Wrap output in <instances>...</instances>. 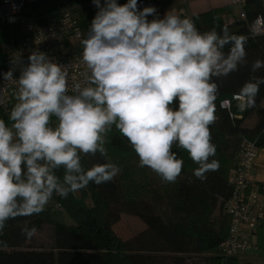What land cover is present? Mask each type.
Here are the masks:
<instances>
[{"label":"clouds","instance_id":"1","mask_svg":"<svg viewBox=\"0 0 264 264\" xmlns=\"http://www.w3.org/2000/svg\"><path fill=\"white\" fill-rule=\"evenodd\" d=\"M92 3L98 10L81 40L87 75L72 94L66 67L39 50L27 64L18 53L3 73L16 85V103L9 122L0 119V235L10 219L43 212L54 194L66 198L90 183L112 181L121 172L105 147L113 126L129 141L138 166L162 182L174 183L182 172L173 146L198 165V179L219 169L217 160L210 161L219 92L214 78L246 63V38L227 27L202 33L191 17L166 12L160 18L153 6L140 9L138 0ZM261 68L264 61L257 59L251 71ZM261 85L264 78L252 76L241 87V111L255 107ZM97 153L109 162L85 169L82 154ZM21 231L30 239L37 228L25 225Z\"/></svg>","mask_w":264,"mask_h":264},{"label":"trees","instance_id":"2","mask_svg":"<svg viewBox=\"0 0 264 264\" xmlns=\"http://www.w3.org/2000/svg\"><path fill=\"white\" fill-rule=\"evenodd\" d=\"M68 1L34 0L26 4L22 21L11 24L18 25L22 31L19 40L27 35L21 22L30 21L34 25L53 22ZM41 6L43 15L33 14ZM242 9L245 17L237 22L216 18L212 10L192 17L202 33L213 28L220 32L225 27L230 31L233 26L244 25V29L232 34L246 38V63L227 77L214 78L219 92L215 102L217 120L210 126L216 153L210 161L217 160L219 169L206 173L202 181L194 175L198 165L187 151L173 146L172 151L183 160L182 172L176 182H162L155 172L138 166L139 158L129 141L113 126L105 147L110 162L120 167L121 172L110 182L90 183L77 191L78 196L75 192L66 198L53 195L58 201L56 207H65L74 224L54 220L49 206L38 215L10 219L0 235V241L7 245H0V264H187L191 256L205 264H264V261L246 260L240 254L226 257L221 246L231 223V216L225 210L232 188L228 173L237 162L240 143L247 139L258 150L264 147V85L255 98V107L241 111L238 106V93L245 82L252 76L264 78V68L251 71L255 60L264 61V34L251 36L248 31L258 15L264 17V0H245ZM49 14H55L52 21H48ZM230 47L225 46V53ZM3 58L9 61L7 56ZM3 70L5 67L0 64V71ZM224 100L229 101L228 106L222 105ZM0 119L9 122L1 108ZM105 162L109 161L99 153L82 154L85 169ZM63 174V169L57 171L61 180ZM87 196L90 203L80 202ZM123 213L137 216L145 223L141 231L128 239H121L113 228ZM45 224L52 231L49 248L30 247L31 238H26L21 229L34 225L38 231Z\"/></svg>","mask_w":264,"mask_h":264},{"label":"built area","instance_id":"3","mask_svg":"<svg viewBox=\"0 0 264 264\" xmlns=\"http://www.w3.org/2000/svg\"><path fill=\"white\" fill-rule=\"evenodd\" d=\"M34 0H0V22L6 24H18L22 21V12L26 4ZM165 0H138V7L153 6L157 10L164 7ZM234 4L243 5L245 0H232ZM183 11V10H182ZM57 18L45 25H34L30 21L21 22V28L27 35L21 40L10 38L2 43V49L9 61L22 53L24 63L32 51L39 50L57 63L64 65L68 71L69 94L73 92L75 83H81L87 75L86 66L82 61L83 49L81 40L87 36L83 32L81 22L72 14L70 9L64 8L57 12ZM245 17L241 8L236 15L228 17L229 21H239ZM251 36L264 34V17L258 15L248 26ZM12 67V66H11ZM19 67L14 72V77L19 76ZM0 71V108L9 117L11 108L16 103L14 91L16 85L3 80ZM223 106H228L229 101L224 100ZM258 154L257 145L247 139L240 143L237 162L228 173V182L231 185V196L225 203V210L231 216L228 237L222 242V252L228 256L239 255L254 248L250 238L240 231L242 224L250 229L256 228L264 220V212L261 209L258 198V184L251 173L253 163Z\"/></svg>","mask_w":264,"mask_h":264},{"label":"rangeland","instance_id":"4","mask_svg":"<svg viewBox=\"0 0 264 264\" xmlns=\"http://www.w3.org/2000/svg\"><path fill=\"white\" fill-rule=\"evenodd\" d=\"M124 1L125 0H117L118 4H124L125 3ZM65 8L68 9L71 8V10L74 12L75 16L78 19L79 18L81 19V17H83V19L81 20L79 19L81 22H85V20L92 21L98 10L92 3V0H69L66 3ZM241 8H242L241 4L238 3L234 4L232 0H229L228 2L222 3V5H216L212 7L211 10L214 12L216 18H222V19L226 18L229 21L227 17H231L233 15L238 14ZM43 13L44 10L43 7L41 6L33 14H39V16H41L43 15ZM191 15L194 16L196 14L194 15L191 14ZM47 18L48 21H52L55 18V14H49ZM13 31L15 32L16 36L19 35V26L11 25V24H0V64H2L3 67H5V70H9L12 64L11 61H8L5 58H3L5 56L4 55L2 56L1 46H2V42L6 38H8V35H11ZM79 49H83V45H81ZM75 195L78 196L77 192H75ZM57 202L58 201L57 200L55 201V199H53L52 197L49 204L47 205L51 207V215L53 219L67 225L74 224V219L70 216V214L67 212L65 207L62 208L56 207ZM80 202L90 203V197L87 196L84 200L81 199ZM144 227H145V223L137 216L124 214V213L121 214L119 221L113 224L114 230L121 239H128L129 237L141 231ZM51 242H52V231L51 228L47 224H45L29 240L28 245L30 247L48 249ZM256 249H259V246H256L255 249L253 248V250L247 251L245 253L246 255L249 256L252 252H255L254 250ZM262 261H264V259ZM256 262H261V261H256ZM187 264H205V263L201 262L200 259L197 258L196 256H191L187 258Z\"/></svg>","mask_w":264,"mask_h":264},{"label":"crops","instance_id":"5","mask_svg":"<svg viewBox=\"0 0 264 264\" xmlns=\"http://www.w3.org/2000/svg\"><path fill=\"white\" fill-rule=\"evenodd\" d=\"M228 1L229 0H168V1L165 0L164 7L157 10V16H159L160 18H163L166 12H172L177 15L191 17L192 16L191 14L194 15V14H197V12L201 13V12L211 11L212 7L216 5H222V3H225ZM124 2L127 3V0H125ZM69 9L72 12V14L75 16L71 8ZM81 19H83V17H81ZM148 19L151 20L153 19V17L149 16ZM85 22L87 23V25L83 24L84 22H81V25L83 27L84 34L87 36L91 21L85 20ZM0 24H5V23L0 22ZM21 35H22L21 30H19V35L17 36L15 35V32L13 31L11 35H8V38H6L5 40L7 41L10 38L19 40L21 38ZM2 55L6 56L3 49H2ZM251 173L254 176L256 183L258 184V187H259L258 198H259L261 209L264 212V147L258 150V155L253 163ZM240 231L243 234H246L250 238L255 248L256 246H259V249L254 250L255 252H252L249 256L246 255L245 252L241 253V255L244 256L246 260H249L251 262H256V261L263 262L262 260L264 259L263 258L264 257V220L261 221V224L258 227L253 228V229H250L248 226L242 224L240 226Z\"/></svg>","mask_w":264,"mask_h":264},{"label":"water","instance_id":"6","mask_svg":"<svg viewBox=\"0 0 264 264\" xmlns=\"http://www.w3.org/2000/svg\"><path fill=\"white\" fill-rule=\"evenodd\" d=\"M242 29H244V25L233 26L230 28V33H238Z\"/></svg>","mask_w":264,"mask_h":264}]
</instances>
